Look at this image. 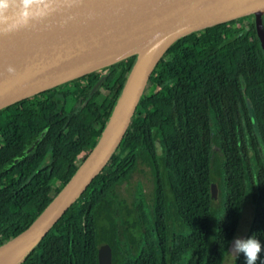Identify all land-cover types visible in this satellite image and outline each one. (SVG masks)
<instances>
[{"label":"trees","instance_id":"1","mask_svg":"<svg viewBox=\"0 0 264 264\" xmlns=\"http://www.w3.org/2000/svg\"><path fill=\"white\" fill-rule=\"evenodd\" d=\"M242 19L165 49L104 166L17 264H98L100 242L111 264H221L247 200L245 239L261 242L256 264H264V53L253 24L226 35ZM133 62L121 58L0 108V244L30 224L92 149ZM79 96V108H66ZM143 158L149 202L140 190L128 200L116 186ZM219 176L221 203L210 195ZM231 264H246L244 254Z\"/></svg>","mask_w":264,"mask_h":264},{"label":"water","instance_id":"2","mask_svg":"<svg viewBox=\"0 0 264 264\" xmlns=\"http://www.w3.org/2000/svg\"><path fill=\"white\" fill-rule=\"evenodd\" d=\"M263 12L264 0H36L28 8L14 0L12 14L0 18V108L121 58L132 55L134 62L97 142L30 224L0 244V253L29 244L25 255L101 170L172 42L252 14L264 53ZM210 195L216 196L214 183ZM97 262L111 264L105 242L97 245Z\"/></svg>","mask_w":264,"mask_h":264},{"label":"rangeland","instance_id":"3","mask_svg":"<svg viewBox=\"0 0 264 264\" xmlns=\"http://www.w3.org/2000/svg\"><path fill=\"white\" fill-rule=\"evenodd\" d=\"M243 19L241 21L234 20L231 22L229 26L225 27V33L226 35H229L231 31L234 29V27L243 26L247 29H250L251 25L253 24L255 27V21L252 22V18L254 20V16L252 17V14H248L245 16H242ZM261 30L262 34L264 35V24H261ZM231 36L227 38V43L230 45ZM185 39H183L184 41ZM181 39L175 42V44L172 46V49H174L177 45H180L183 42ZM103 68H99L98 71H102ZM106 70V69H104ZM99 93L97 94L95 100L97 102H100L105 95V89L103 87L98 86L97 87ZM149 89V85H146L145 91ZM83 103V99L79 96L78 98H75L73 101L68 102L66 105V108H72L77 109L79 108ZM212 158L213 163L217 164L218 160L221 159V153L215 146L212 147ZM217 178V179H216ZM215 178V184H216V197L215 201L218 200L220 203L222 201L223 197V191H222V180L221 177ZM151 188H152V174L149 171V167L147 164L146 159L143 158V160H139L136 164L135 169L133 172L129 175L128 179L126 181H123L121 184L116 186V191L121 194L122 196L126 197L128 200H132L134 198V193H137L138 190L142 192L144 197L147 199V202H149L150 194H151ZM57 192L55 191V188L53 187L51 189V192L49 193V199L51 200L54 195ZM248 195V194H247ZM250 196V195H248ZM247 198V197H246ZM49 200V201H50ZM218 201L216 203H218ZM250 201L247 200L245 204L242 206V210L240 213V219L238 222V225L236 227V230L231 238L230 244L228 245V250L225 252L223 256V260L221 264H231L233 257L235 253L233 252V244L236 239H245L248 226L251 221V215H252V207H251ZM173 227L176 226L173 224ZM246 229V230H245Z\"/></svg>","mask_w":264,"mask_h":264},{"label":"clouds","instance_id":"4","mask_svg":"<svg viewBox=\"0 0 264 264\" xmlns=\"http://www.w3.org/2000/svg\"><path fill=\"white\" fill-rule=\"evenodd\" d=\"M23 6L28 8L31 4L36 2V0H21ZM14 6V0H0V18H7V16L12 14ZM27 12L23 13V16L27 18ZM14 68L9 66L8 72L13 73ZM233 252L238 256L243 253L245 256L246 264H256L258 255L262 252L261 242L255 238L254 235L247 239H236L233 244Z\"/></svg>","mask_w":264,"mask_h":264},{"label":"bare ground","instance_id":"5","mask_svg":"<svg viewBox=\"0 0 264 264\" xmlns=\"http://www.w3.org/2000/svg\"><path fill=\"white\" fill-rule=\"evenodd\" d=\"M29 244H20L0 253V264H15L25 253Z\"/></svg>","mask_w":264,"mask_h":264}]
</instances>
